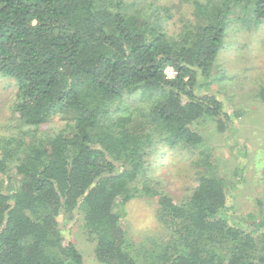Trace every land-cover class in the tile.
<instances>
[{
    "label": "trees",
    "instance_id": "trees-1",
    "mask_svg": "<svg viewBox=\"0 0 264 264\" xmlns=\"http://www.w3.org/2000/svg\"><path fill=\"white\" fill-rule=\"evenodd\" d=\"M187 2L175 20L156 0H0V78L14 86L0 125V264H83L61 227L75 217L102 264H264V201L228 215L243 176L227 179L200 131L239 116L208 86L230 26L264 29V0ZM256 93L264 103V85ZM54 117L63 126L43 129ZM160 146L200 170L179 200L146 176ZM155 196L167 236L136 245L124 203Z\"/></svg>",
    "mask_w": 264,
    "mask_h": 264
},
{
    "label": "rangeland",
    "instance_id": "rangeland-1",
    "mask_svg": "<svg viewBox=\"0 0 264 264\" xmlns=\"http://www.w3.org/2000/svg\"><path fill=\"white\" fill-rule=\"evenodd\" d=\"M156 2L174 9L175 20L180 15H191L187 0ZM177 24L170 23L171 29H176ZM210 81L208 88L223 102L224 109L239 113L232 127L223 133L216 132L211 122L200 129L214 145L217 161L227 173V179L233 177L236 170L235 175L243 176L242 179L234 176L237 184L228 198L227 213L240 215L257 211L256 200L264 201V103L256 93L260 85H264V29L240 32L236 25L230 26L226 44L217 55ZM13 90L11 81L0 78V125L9 119ZM63 124L62 120L54 117L42 128L52 132ZM193 158L194 155L187 152H172L166 147H157L149 156L146 176L159 181L167 194L179 200L188 192L187 188L192 186L200 172L191 164ZM156 200V196L131 198L124 203L125 213L121 224L136 245L149 247L151 240L160 241L167 236L166 228L156 216ZM67 225L72 227L67 237L80 252L83 264H102L95 258L94 242L85 234L81 217H75L73 222H61V227L67 229Z\"/></svg>",
    "mask_w": 264,
    "mask_h": 264
},
{
    "label": "built area",
    "instance_id": "built-area-1",
    "mask_svg": "<svg viewBox=\"0 0 264 264\" xmlns=\"http://www.w3.org/2000/svg\"><path fill=\"white\" fill-rule=\"evenodd\" d=\"M164 72L169 78L173 77V75L175 74L174 70L170 67H167Z\"/></svg>",
    "mask_w": 264,
    "mask_h": 264
}]
</instances>
